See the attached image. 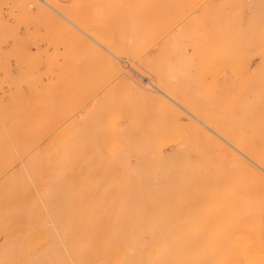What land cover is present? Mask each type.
<instances>
[{
	"label": "rangeland",
	"instance_id": "obj_1",
	"mask_svg": "<svg viewBox=\"0 0 264 264\" xmlns=\"http://www.w3.org/2000/svg\"><path fill=\"white\" fill-rule=\"evenodd\" d=\"M22 1H24V0H9V1L8 0H0V8H1L0 9V20H1L0 21V23H1L0 24V26H1L0 27V36L1 37L0 38L3 37L2 39H0V95H1L0 96V110H1L0 111V117H2L1 118L2 121L4 119L3 117H6V115H7V118H5L4 120L10 119V120L4 121V123L7 122V125H5V126L2 125V122H0L2 125V126L0 125V127H3V129L6 130V131L5 130L2 131L0 128V132L1 133H7V131H9L11 129L20 128L19 130H22L24 128L25 129L27 128L26 130L30 134V131H31L30 129L35 127L34 129H32L31 133L38 131L39 137L37 139L38 141H36V143H34L35 145L33 144V147L34 146L35 147L33 148L31 145V148L29 150L23 152V153H25L24 155L22 154V156H21V154H19L20 157H19V155H17V158L18 157L19 158L16 159L17 161L16 162L14 161V163H19L21 160H24V158L26 159L28 157L26 155L27 154L29 155L30 152L35 150V149H40V151H42L44 153L46 152L47 154H52V156H54V151H52L53 152L52 153L51 150L54 149L53 148L55 146L54 144H56V141H57L56 137H59L60 135H64L66 137L67 134L69 136L70 135L69 132L72 133L71 134L72 136L75 135L73 133L74 127H72L73 126L72 124H73V122L75 124V120L77 117H79V112H81V111L84 112L83 115H85V116H82V118H84L83 122L81 120L82 118H80L78 121L80 124H78V122H77V125L83 127L81 134H82V132L84 133V131L87 133L89 131V133L94 135V137H95V139H94L95 141L93 140L94 146L97 147V151L100 152L101 155L103 154L101 156V157H103L102 158L103 162L105 160H107V159H104L105 155H106L105 157L107 158L108 156H111V154H113V155L115 154L112 152L117 151V150L114 151V149L112 148L113 145H114L115 149L117 147L119 148V146L123 147V145H120V144L125 143V142L122 143V140L123 141H124V139L126 140V137L123 138V136H124L125 132H127L128 130H130V133L128 132L127 139L131 143L136 142L137 140L139 142H136V143H140L141 142L140 138L144 137V133H143V137H142V134L140 133V131L142 129H144V132L147 135H148V133H152V132H154L152 134L155 135L157 133L159 134L160 132H162L163 129L160 130V127H159L162 124H163L162 128L164 126L165 130H166L165 127L167 125H169V126H171L169 131H171V128L173 126L172 124H174V128H173L175 130L174 132H176V130H177L178 136L175 133L171 132L172 135L169 134L170 136H168V137L173 136L175 139L173 137H172V139H174V140H176L178 137L180 139L183 138V136H184V138L186 136L187 137L185 138L186 142H184V144L182 142L184 139L179 141V138L176 141H174L170 138L171 140L169 139V141H168V139H167L168 138L167 133L169 132L168 131L169 128H168L165 131L166 135L161 134V137L166 136L167 138H164V139H162L161 137L160 138L158 137V139L155 138L156 141H158L157 143L161 146V148H163L166 153H168V151L170 153L173 149H179V148H177V146L178 147H180V146L184 147V145H185L184 148L183 147H180V148L187 151L188 153L193 152V154H191V153L189 154V157H191V159H193L194 156H196L195 152L199 148L208 149V148L215 146L219 142H220L219 144H224L225 142L220 138L219 134L223 133V131L226 129L230 130V131H239L242 127V129L240 131H242V130L244 131V129L247 130L248 126L250 125L249 128L250 129H251V127L253 128V129H251V131L256 129V132H258L257 137L260 140V141L258 140L259 143L260 144L264 143V117H262V116H264V105H263L264 104V83H263L264 82V44H263L264 43V37H263L264 36V1L261 2L262 0H260V1H258V0H253V1L252 0L251 1L250 0H194V1L186 0L187 2L184 4V2H185L184 0H183L184 2L182 0L181 1L174 0L175 2L176 1L178 2V3L176 2L177 5H175L176 3L174 1H173L174 2L173 3L172 0H167L165 4H164L165 1H163V4L160 3L159 4L160 8L162 7L161 5H163V7H164V10L161 9V11L163 10V11H166V13H170L171 11L168 12L167 10H169V8L171 10H173L174 6H176V9L178 8L177 9L178 11L173 10L172 12H174V13H172V14L170 13L169 16H166L168 14L165 15V12L163 13L159 9L158 15L160 16L162 14V17L166 18V19L164 20L163 18H160L161 16L159 17L157 15L158 16V22L163 19V22L166 21V23L161 25L162 27L159 31H158V29H156L158 32L155 33L156 35L153 34L155 36H152V38L149 39V41H146V38L148 37V35H147V37H146V35H144V37L142 39L143 41L145 40V42H143L144 44L141 43L142 45H144V46H142L144 48L143 53H150L151 55L153 54L152 56H153L154 65L156 66V69H157V75H156L157 79L154 78V76H152V74L154 73L153 70L150 68L147 70V67L145 66L146 67L145 68L144 65L141 63V60H140L141 56H136V57L131 56V55H125L124 56L123 54H122L123 56H121V55L113 56L107 51L106 47L98 44L97 42H95V40L93 41V39L90 37L91 36V33H89V32H91L90 30L85 29V31H89V32H86L87 35H86V33L82 32L83 34L80 37L81 31H79L78 28H76L75 26H73L70 23H67V21L65 19L62 20L61 16H59L52 9H50V8L48 9L46 7V5H44V7H43L44 8L43 10H45V13L47 11L50 14H53L54 16L57 15L58 16V17L56 16L57 20L54 18L55 19V21H54L53 18L51 19V18H49L50 16L49 17L47 16L50 20L53 21L51 23L49 21V19L47 20V17L45 18V16H44L45 13L44 12L41 13L43 10H41V12H39V14H41V15L37 14L36 12H38V11H36V8H38L37 6L41 1H39V0L38 1L37 0H32V1L31 0H25L24 1L25 3H23ZM70 1L72 2V4H73V2L74 3L79 2L77 4L78 6L73 4V6L76 7V8L74 7L75 8L74 9L73 7H71L72 5L70 6L68 4V3H71ZM70 1L69 0H57V1L54 0V2L56 4L59 5V3H60L61 9L62 8L63 9L61 10L57 6H56V8H58V10L60 12L63 11L62 12L63 14L67 12V15H69V16L72 15V17L73 16L75 17V16H77L78 13H80L82 15L79 14L77 17L82 16L83 18L82 17H80V18L76 17V19H79V20L82 19V21L81 20L80 21L83 22L84 19L86 21L90 17L89 23L94 24V21L96 22V19H97V22L100 21V20H98L99 18L96 17L97 15L95 16V14L98 12L100 14V12H102V10H103V7L106 8L105 7L106 5L109 8L110 4L112 2H114L115 0H112L110 2H109V0H107L108 3L105 2V4H103L104 0H89V2L92 3L91 6H90L88 0H85V1L84 0H70ZM100 1L102 2V5H101ZM144 1L147 2L148 0H144ZM170 1L174 4L173 7L171 6L172 3H170ZM233 1L236 3H234ZM36 2H38V4ZM61 2H62V5H61ZM82 2L83 3L86 2L85 4H87L88 7H87V5L83 4ZM96 2L97 3L99 2L100 5L97 4ZM167 2H169V3H167ZM191 2H193V3H191ZM15 3L17 4V7H16ZM34 3L37 6L36 5L34 6L33 5ZM189 3H191V4H189ZM63 4H64V7H63ZM168 4H170V7L168 6ZM40 5L43 6L42 3H40ZM252 5H254V6H252ZM93 6L99 7L101 10L98 11L99 9L96 8V13H93V11L91 12V8H92V10L94 9ZM112 6L110 7L111 9L108 10L109 13L112 12V9H113ZM240 6L242 9L240 8ZM65 7H68V8H65ZM84 7H85V9H84ZM167 7H168V9H167ZM207 7H208V9H207ZM232 7L234 10L231 9ZM15 8L16 9L18 8V9L16 10ZM23 8H25V12H24ZM72 8H73V10L71 12L70 9H72ZM6 9H8V10L6 11ZM64 9H65V11H64ZM86 9H90L89 12H88V10L86 11ZM213 9H214L215 13L213 12ZM230 9H231V11H230ZM251 9H252V11H251ZM224 10H226V11H224ZM75 11H77V12L75 13ZM108 11L106 8V13ZM227 11H229V13L233 11L232 14L233 13H235V14H233L231 16V13L229 15V13ZM234 11H236V12H234ZM68 12H69V14H68ZM90 12L93 13L92 16H89ZM103 12H104L103 13L104 15H101L102 18L106 14L105 10ZM211 12H212V14H210ZM251 12L252 13L254 12V13L252 14ZM10 13H11V16H10ZM85 13H88V14H86V16H88L87 17L88 19L85 17ZM216 13H219V14L216 15ZM238 13L239 14L241 13V14L239 15ZM8 14H9V16H8ZM35 14H36V16H34ZM147 14L149 15L148 12H147ZM223 14H225V16ZM12 15L14 17L16 16L15 19ZM251 15H255V17L251 16ZM26 16H28V17H26ZM93 16L96 17V19L94 21L91 20L94 18ZM164 16H166V17H164ZM37 17L40 18L41 21H40V19L38 20ZM108 17H109V15H108ZM212 17H213V19H212ZM231 17H233V18H231ZM238 17H240V20L238 19ZM235 18H236V20L237 19L238 20L236 21ZM252 18L254 20H252ZM26 19H27L28 23L25 21ZM106 19H108V18L105 17V23L103 24L105 26L107 25ZM230 19L232 21V25H231V23L227 24L228 21L231 22ZM249 19H250L251 23H249L250 22ZM36 20H38V21H36ZM223 20H224V22H223ZM243 20H244V22H243ZM4 21H6L5 24H3ZM14 21H17V22H14ZM29 21H31V22H29ZM216 21H218V22H216ZM222 22L225 25H220V23H222ZM233 22H236V23L234 24ZM241 22H243V23L240 24ZM86 23L88 24V22H86ZM216 23H218V24L216 25ZM252 23L253 24L255 23V25L252 26ZM49 24L50 25L52 24V25L50 26ZM160 24H162V21L157 23V25H159V26H160ZM243 24L245 26V28H244L245 31H243V32L246 33V31L249 30L248 32H250L251 34L248 32L246 33V35L242 34L243 32H241L240 29L243 30V27H244ZM249 24H251V25L248 26ZM46 25H48V26L45 28L44 26H46ZM64 25H65V29L66 28H68V29H66L65 32L59 31V30L63 29L62 26H64ZM88 25H90V24H88ZM155 25H156V23H155ZM155 25L153 28H155L157 26V25L156 26ZM214 25H216V26H214ZM227 25H229V26H227ZM235 25L237 27L236 29L243 26V27L238 29L239 33L238 34L236 33V35H234L236 32ZM4 26H5V28H4ZM49 26L51 28H49ZM60 26H61V28L59 29ZM159 26L157 28H160ZM91 27H92V25H91ZM200 27H204V28H200ZM218 27H220V30ZM223 27H226L225 29L227 30L228 35H226L227 32L224 31L225 29H223ZM48 28L50 30V33H48L49 32ZM232 28H233V31H231ZM4 29H5L6 33L4 32ZM201 29H203L204 31ZM234 29H235V31H234ZM44 30H46L47 32H45ZM69 30H71V32H72V30L75 31L76 33L72 32V34L76 35V37L79 34L78 37L81 40L79 38H77V39L80 40V45H79V41L76 43V40H74V42L72 43L73 38H75V37L72 34H71V36H73V38H70L71 36L68 37L67 34H69V33L67 31H69ZM77 31H79V33ZM154 31H155V29H154ZM2 32H4V33H2ZM56 32H58V33H56ZM62 32L64 33L65 36L62 34ZM199 32H201V33H199ZM219 32H220L221 36L226 33L225 34L226 36L224 35L223 37H220ZM232 32H234V34ZM65 33H67V34H65ZM3 34H4V36H3ZM84 34H85V36H88L90 34V36L86 37V39H85V37H83ZM254 34H256V35H254ZM231 35H234L236 37H233ZM244 35H245V37L246 36L247 37L249 36V37L244 38ZM61 36H62L63 40H61ZM229 37L232 38L234 42ZM250 37H252V38H250ZM54 38H55V40H54ZM240 38H242V39L244 38L245 40L243 39V41H242ZM84 39L86 40V42L87 41L88 42L93 41L91 43L90 47L93 46V44L95 45V43H96L97 44L96 47L100 46L101 50H103V53L104 54L106 53L105 54L106 56H108V57L112 56L111 58H113V59L115 58L114 60L117 63V65L119 66L120 70L121 71L124 70L125 71L124 73H127V74H122L121 76L130 75V77H132V78H130L129 76H128V78L133 80V82L136 80L135 84H137L139 82L137 85L140 86V84H141L143 87L145 86L146 88L150 89L154 96L155 95L160 96L162 101L159 99L158 96H156L159 99L160 105L154 104L153 101L155 99H151L150 100V102L152 101L151 104L147 105L148 103H150L149 100H146V99L142 100V99H138L136 97L134 98V96L131 97V95H128L125 93V90H124V92H122L123 89L120 92V90H117V88L121 89L120 86L114 84L117 87L116 88L113 85V83L115 81H112V82L108 81V82H106L107 84L104 83L100 86V84H98V82H97L98 79L97 80L95 79L94 81H96V83H94V81L92 79L94 77H97V75H94V73H92V72H94V69L97 68L96 66H98V64H99V63H97V61H98L97 57L95 58L94 56L97 55L96 53L98 50L99 51H101V50H100V48L97 47L96 49H98V50H96V53H94L95 55L92 54V52H91L93 49L88 52V50H86V47H89V46H87V45H89V43L87 42L88 44L85 43L86 44L85 45L83 43ZM221 39H223V40H221ZM173 40H175V41L173 42ZM17 41H18V43H17ZM167 41H169V42H167ZM226 41L227 42L229 41V43L231 45H229V43L227 44ZM165 42H167V43H165ZM81 43H83V45H85L86 47L82 48ZM169 43H171L173 46L169 45ZM220 43H221V45H220ZM222 43L223 44L226 43L227 45L225 44L226 46H224V45H222ZM234 43H238V44L235 45ZM72 44H74V45H72ZM166 44H167V46H166ZM228 45L230 46L229 47L230 50H229V48H227ZM11 46H12V48H9ZM80 46L82 49L79 48ZM163 46L164 47L166 46L165 49ZM221 46H222V48H221ZM172 47L174 48V50ZM224 47H225V50H224ZM62 48L63 49L65 48V50H63ZM226 48H227V50H226ZM239 49H241V50H239ZM245 49H247L248 52ZM82 50H84L86 52L83 53ZM168 50H169V52H168ZM170 50H171V52H170ZM222 50L224 53L222 52ZM238 50L240 52V55H239V53H237ZM9 51H10V53H9ZM105 51H107V52H105ZM172 51L175 53L173 54ZM253 51H255V52H253ZM11 52H13V53L11 54ZM78 52H80V53H78ZM231 52L232 53L234 52L233 53L234 55ZM68 53H69V55L67 56ZM90 53H91V55H90L91 60L94 58V60L96 59L97 61H94V62L90 61V57H89ZM220 53H222L224 56H222ZM242 53H244V55ZM13 54H17L18 58L16 57V55H13ZM11 55H13V56H11ZM92 55H94V56L92 57ZM169 55L170 56L172 55V57H170ZM181 55H182V57H181ZM237 55L239 56V58L236 57ZM81 56H82V58H81ZM241 56H242V58H241ZM49 57H50V59H49ZM69 57L71 58V60L69 59ZM243 57H245V58H243ZM15 58H17V59H15ZM170 58H173V59L169 60ZM235 58L237 61L236 60L231 61V59H235ZM79 59H82L83 61L79 60ZM244 59L247 61H245ZM16 60H18V61H16ZM238 60L239 61L241 60V61L239 62ZM172 61H173V63H175V62L176 63L173 64ZM166 62H167V64H166ZM170 62H171V65H170ZM228 62H230V63H228ZM234 62H237V63L239 62L241 64H238V66H237V63L235 65ZM93 63H95V64H93ZM76 64L78 67L74 66ZM230 64L231 65L233 64V65L231 66ZM94 65H95V68L93 67ZM164 65H167V66H164ZM164 67H166V68H164ZM169 67H172V68L170 69ZM72 68H74V70ZM88 68L90 70L92 69L91 73H90V70H88ZM167 68H168V70H167ZM244 68H246V69L244 70ZM160 70H161V72H160ZM165 70H167V71H165ZM73 71H75V72H73ZM84 71H86V72H84ZM163 71H165L167 73H165ZM233 71H235V72H233ZM242 72H244V73H242ZM66 73H67V76H66ZM95 73H96V71H95ZM240 73H242V74H240ZM167 74H169V75L166 77ZM223 74H224V76H223ZM61 75H63V76L61 77ZM182 75H183V77H182ZM184 76H185V78H184ZM36 77H38L39 79ZM90 77H93V78L91 79ZM160 77H163V78H160ZM17 78H18V80H17ZM23 78H26V79H23ZM77 78H78V80H76ZM167 79H169V84H168ZM181 79H182V81H181ZM183 79H185V80H183ZM250 79H251V81H250L251 84L249 86H248L249 83L244 84V80L249 81ZM26 80H27V82H26ZM51 80H53V81H51ZM159 80L162 83L164 81L165 82L164 84H166V85L163 84L164 85L163 86L161 84L162 85L161 86ZM166 80H167V83H166ZM92 81H93L94 86H93V84H91ZM187 81H189L190 83L189 82L187 83ZM171 82L173 85L171 84ZM252 82H253V84H252ZM12 83H14V84H12ZM185 83L187 84V86ZM56 84H58V85H56ZM66 84H67V87H66ZM96 84H98L100 87H98ZM95 85L97 88L95 87ZM236 85H237V87H236ZM42 86H43V88H42ZM169 86L171 87V89ZM178 86L180 88H178ZM189 86H190V88H189ZM248 87H250V88H248ZM44 88H46V89H44ZM88 88H90V89H88ZM106 88L107 89L109 88V90L111 89V92L114 91V93L109 92L113 96L115 95V99H114V97L112 98V95L110 98V100L114 99V101H115L114 105H112V102H111V104L109 106V102H107L108 105L103 104L104 106L102 105L101 109L96 108L97 110L94 113L92 112V115H90L91 111L93 109H95L94 106H96L97 100L102 101V99L104 97L106 100V96H108V98H109L110 94L108 93ZM47 89H49V90H47ZM159 89H161L165 93H168L167 95H170V93L173 94L175 97H172V95H170V96L173 99H175V101L179 102L185 108H182L180 105L172 102L168 97H165V95ZM186 89H188L189 91ZM227 89L229 90V95H232L234 92H236V93H234V94H236V95H234L235 97L229 96ZM233 89H235V90H233ZM249 89H250V91L253 89L252 93L255 92L254 95L256 96L255 98L257 100L256 105H255V109L252 106H250V109H248L247 107H243V110H241L242 107L235 104L234 100H236L237 96H239V95H237L239 92L241 93L242 90L243 91L244 90L249 91ZM56 90H57V92H56ZM178 90H180V92ZM62 91L65 93H63ZM115 91H116V93H115ZM83 92H85V93H83ZM183 92H186V93H183ZM44 93H45V95H44ZM58 93H60V94H58ZM178 93H180V94L178 95ZM186 94H188V95H186ZM26 95H27V97H26ZM52 95L54 96V98L56 100L53 98ZM12 96H14V97H12ZM21 96H23L24 98ZM242 96H243V94H242ZM21 98H23V99H21ZM189 98L191 99L190 102H192V103L189 102ZM200 99L202 102L200 101ZM164 100H165V102H164ZM184 100L186 102L185 104L183 103ZM53 101H55V102H53ZM68 101L69 102L71 101V102L69 103ZM146 101H148V103ZM166 102H167V104L169 103L168 105L171 104V106H173L172 107L173 109L170 108V106H168V111H167V109L164 110L163 108L166 106V105H164V103H166ZM97 103H99V102H97ZM259 104H261V105H259ZM105 105H106V107L107 106L108 107L106 108ZM163 105H164V107H163ZM235 105L238 108H235L234 107ZM45 106H48L47 109ZM68 106L70 107V109L68 108ZM159 106H160V108H159ZM12 107H13V109H11ZM232 107L234 108V110ZM239 107H240V109H239ZM258 107L261 108L262 110L259 109ZM14 108H16V109H14ZM30 108L33 110V113H31V114L32 115L34 114V115L31 116L30 113H28L30 115L29 119H28L27 118L28 115H26V114L28 112V109H29V112L30 111L32 112V110ZM44 108H45V110H44ZM41 109L43 111H41ZM186 109L188 111H186ZM197 109H199V111ZM244 109H245V111H246V109L248 110V113H247V111H246V113L250 117H252L251 119L249 116L246 115V113L244 112ZM257 109H259V110H257ZM14 110H16V111H14ZM104 110L106 113L104 112ZM141 110H142V118L140 119ZM153 110H154V113H153ZM249 110L252 114L253 113L254 114L253 115L250 114ZM19 111H20V113H19ZM37 111L38 112L41 111L42 113L39 112L40 114H36ZM88 111H89V114L88 113L85 114ZM97 111H99V112L101 111L100 115H94L95 113L98 114ZM137 111H138V113L140 112L139 118L136 117V116H138L136 113ZM169 111H171V112H169ZM172 111H173V113H172ZM190 111H191V113L193 112V114H201L203 116H207V118L210 121L211 120H213L214 122L217 121L216 124L213 121H211L210 122V128H205L206 129L205 131L211 135L210 137L207 136V138L205 139L206 136L204 137V134L200 133L202 135V138H200L201 135L198 134L199 131L194 130L195 126L198 124H197V122H195L193 117H191ZM229 111H232V112L236 111V112H235V114H232V112L229 113ZM43 112H45L44 113L45 117L43 116ZM158 112H163V114L167 113L166 117L170 116L169 120L167 121V118L163 117V115L161 116L160 114H162V113L159 114ZM202 112H204V113H202ZM226 112L230 116L229 115L227 116ZM240 112H241V114L239 115ZM243 112L246 115L245 118H243L244 117ZM10 113H11V116H10ZM152 113L156 114V115L158 114L159 117L160 116L163 117L162 120H161V117L157 118L158 116H153ZM174 113H177V115H175ZM211 113H212V115H211ZM17 114H19V115H17ZM52 114H54V115H52ZM106 114L107 115L110 114L108 117L110 119L107 120L105 117L103 118V116H107ZM13 115L14 116L16 115L19 117L15 118L16 116L14 117ZM37 115L40 118L39 119L37 117L38 120L35 118ZM41 115L43 117H41ZM87 115H90V117H91L90 119L92 121H90L89 116L86 117ZM255 115L256 116L259 115L260 117L258 116L259 118H257ZM92 116H93V118H92ZM149 116H152L154 118H152V117L150 118ZM175 116H179V117L181 116L180 118L179 117L178 118L179 119L182 118V120H179ZM235 116H237L239 118L241 116V118L240 119L238 118L237 119L238 121H237ZM85 117L88 119H86ZM132 117H133V119H132ZM171 117H174V118H171ZM246 117H248V118H246ZM42 118H44V119H42ZM155 118H156L155 123H157V124L153 125L154 121H152V119L155 120ZM25 119L28 121L31 120L29 122L32 125H33V122L35 120V126L29 128V126H32V125H30L29 122L27 123V121ZM93 119H94V121H93ZM105 119H106V122L108 121L107 123L109 125H110V123L113 124V127L110 125L112 129H114V128L116 129V127L118 126L121 129L120 133L123 134L122 137L118 136L119 139H121L120 140L121 143L120 142L117 143V141L116 142L114 141L117 136H115L114 133H112L113 134L112 137L110 136L111 139H113V136H115V138L113 141H110L109 148L110 147L112 148V149H110V151L107 150L106 147H107V145H109V142H107V141H109L111 139H110V137L109 138L107 136L105 137V138H107V140H105V142H107V144H105V150H107L106 152L103 149L104 145L102 142L104 141V135L106 134L105 130H108L106 127H108L109 125L104 127V128L102 127L104 129L103 133L101 132L100 127L93 129L94 126H98V125L101 126L102 122L106 123V122H104ZM130 119H132V120H130ZM163 119L165 120L166 124L163 123L164 122ZM171 119H173V123L168 124V122H171ZM174 119H176V120L178 119V121L180 122V123L179 122L177 123V126L174 123L175 122ZM24 120H25L26 124H24ZM85 120H87V122ZM95 120L97 121L96 124H94ZM98 120H100V122ZM135 120H139V121L135 122ZM157 120H161L160 121L161 125L158 124L159 121H157ZM240 120H241V122H240ZM245 120H246V124H245ZM247 120L251 121V122H248ZM260 120H261V122H260ZM43 121H45V122H43ZM131 122H133L134 124H132ZM144 122H146V124ZM219 122H221V123L219 124ZM230 122L232 123L233 127L230 126L231 125ZM8 123H10V124H8ZM19 123H22L24 125V128L20 127L21 124H19ZM87 123H89V124H87ZM91 123L93 125H91ZM147 123L150 124V128H149V124L147 125ZM9 125L11 126V129H10ZM39 125H40V127H39ZM69 125L70 126L72 125V126L70 127ZM87 125H90L91 128H90V126L88 127ZM134 125L137 127V129L134 127ZM146 125H147V127H146ZM156 125H157V127H153ZM235 125L236 126L238 125L240 129L238 127H237L238 129L235 128L236 127ZM245 125H246V127H245ZM14 126H16V127L14 128ZM84 126H87V128ZM189 126H190V128H189ZM69 127L72 131L69 130ZM145 127L147 128L146 130H145ZM158 127H159V129H155L154 131H153V129H151V128H158ZM177 127H179V128H177ZM223 127H224V129H223ZM229 127H230V129H229ZM8 128H9V130H7ZM39 128H41V129H39ZM139 128H140V130H139ZM234 128H235V130H234ZM35 129H36V131H34ZM87 129H89V130L87 131ZM91 129L93 130V132ZM181 129L183 132L180 131ZM221 129H222V131H221ZM24 130H23V132H25ZM61 130H63V131L65 130L64 132H68V133H66V135H65V133L61 134L62 133ZM117 130L118 129H116V131ZM131 130H132V132H134L135 135L131 132ZM159 130H160V132H159ZM98 131L100 133H98ZM156 131H157V133H155ZM96 132H97L98 136L95 134ZM136 132H138V133H136ZM179 132H180V134H179ZM260 132L262 133V135ZM139 133L141 134V137H140V135L137 136V134H139ZM57 134H58V136H57ZM109 134L110 133L107 131L108 136H109ZM208 134H205V135H208ZM99 135L100 136L103 135V136H101L99 138ZM118 135H120V134H118ZM153 135L149 134L150 137L152 136L151 138H153ZM196 135H198V136H196ZM129 136L133 137V139H135V140L133 141L132 138H130ZM136 136L139 139L134 138ZM149 136H147L143 139L144 141L146 140L145 143H143V140L141 139L143 145H140L142 143L139 144L140 145L139 147L143 153L142 156H146V154L150 155V153H149L150 151H148L149 149L148 148L146 149L145 148L146 146L144 145L147 143H150L153 145V143H151V140H150L151 138ZM213 136L215 139H217V141H218L217 143H215V141L213 140L214 139ZM84 137H85V135L83 136V138ZM197 137H199V138L197 139ZM50 138L52 139V141H49V140H51ZM188 138L191 140H189ZM209 138L212 140L211 142H209ZM155 139L153 138L154 141H155ZM159 139L164 140V141L167 140L166 144H165V142L163 144H160ZM202 139H203V142L205 141L204 145H203L202 141H200ZM101 140H102V142H101ZM172 141H174V142H172ZM20 142L21 141H19L18 143H19V145L22 143L21 144V146H22L24 141H22L21 143ZM113 142H114V144H113ZM199 142H200V144H199ZM208 142H209V144H208ZM99 143H101V144H99ZM157 143H155V144H157ZM189 143H191L192 146ZM111 144H112V146H111ZM188 144H189V146H188ZM210 144L213 146H210ZM19 145H17V146H19ZM102 145H103V148L101 147ZM135 146H138V144H136ZM141 146H144V149H142ZM148 146H150V145L148 144ZM203 146H206V147H203ZM208 146H210V147H208ZM124 147H123V150H125V151H123V152L124 153L129 152V154L126 155L128 157V160L131 163H135V160H137L136 158L140 154V152H139V154H136V151L130 152L128 149H126ZM136 148L139 149L138 147H136ZM48 149H50V151H48ZM118 150H120V149H118ZM143 150H145V151H143ZM137 151H139V150H137ZM1 153H2V155L6 154L3 152H1ZM134 153L136 154V158H135ZM144 153H146V154H144ZM191 155H194V156H191ZM0 156H1V154H0ZM146 157H148V155ZM48 167H49V170H48V168H46V170L43 171L41 178H39L37 180L27 179V183L30 187L29 198L32 199V203L34 204L33 205L34 208L32 211L25 210L23 208V206H24L23 203L14 201V199L9 200V198L6 201L2 202L3 204H1L2 206H0V264H106V261H104V259L109 255V249H110V239H109L110 234L109 233H110L111 222H110V211H109V209L107 207L104 209L99 208V209L93 210V211H91V210L88 211L89 209L88 210L84 209L83 212H87V213L83 214L82 211L77 210V206L75 203L74 204L72 203L69 207L59 206V207H54L52 209L49 207V204H51V202L53 200L50 196L46 195L45 190L49 187V185H51L52 187L57 188L59 191H62L63 193L66 192V193H70V194H76V193H78L77 188L80 186L79 187V193L82 194V196L84 197V201H86L87 197L90 195H96L97 196V195L104 194L107 196L109 193V183H111L110 181L114 177L112 182H113V184L115 182L117 183L119 180L116 177L119 178V175L117 176V174H116L114 176L115 173L109 172V174L106 173L104 175L98 176V174L96 173L97 176L99 177V179H97V180L95 179L94 174H93V176H92V174H88L89 177L87 175V177L84 176V178H83L82 172L79 175H75L76 172L69 173V175L67 173H60V174L58 173L59 175L57 174L58 175L57 176V175H55V172H56L55 168L56 167L54 165H51ZM51 167H52V169H51ZM10 170H11V167L9 169H7V171L4 175H7L10 172ZM50 170H52V171H50ZM45 172L46 173L48 172L47 174H49V175L46 176L47 174H45ZM50 172H53V173H50ZM52 174L57 176V177L51 178V176H53ZM70 174H72V175H70ZM107 174L110 176H108ZM90 175L92 178H90ZM114 180H118V181H114ZM9 181H10L9 176H7L6 178L0 179V196L2 198H5V196L3 195L4 191H5L4 187L7 183H9ZM64 185H68L70 187L65 189L62 187ZM74 209H76V210H74ZM186 215H192V214H188V213L180 214V217L183 219H180L177 221V226L179 228H182V227L188 228L195 223V221L192 222L189 218H187ZM201 215L202 214H200V213H198V214L196 213L195 216H193V218H197V217L199 218L198 224H200V225H208V226L225 225L226 227H231V226H236V224L238 223L237 221H236V223L233 221L235 218V215L236 216L238 215L236 212H228L227 211L224 213L222 212L220 214L219 213L218 214H212L211 215L212 217H214V218L217 217L216 219H214L212 221H210L206 218H202ZM203 216H205V214ZM230 218H233V219H230ZM244 223L246 224V227L249 229L250 232L259 234L260 246L262 247V249H264V214H262L261 218H259L257 216V218H255L253 220H248ZM261 255H262V257L260 258V261L258 262V264H264V253Z\"/></svg>",
	"mask_w": 264,
	"mask_h": 264
},
{
	"label": "bare ground",
	"instance_id": "obj_2",
	"mask_svg": "<svg viewBox=\"0 0 264 264\" xmlns=\"http://www.w3.org/2000/svg\"><path fill=\"white\" fill-rule=\"evenodd\" d=\"M9 1V0H8ZM25 1V0H24ZM24 1H22L23 3H25ZM32 1V0H31ZM38 1V0H37ZM41 1L40 3L43 4L40 5V3L38 4V2H36L38 4V6L34 3L33 5L37 6L38 8H36V12L37 14H39V12H41V10H43L44 8V5H46V7L49 9H52L54 12H56L59 16H61L62 20H66L67 23H70L72 24L73 26H75L76 28L79 29V31H81V35L80 37L82 36L83 33H86V32H89V31H85L86 30H90L91 32V36L90 34L88 36H90L93 41L95 40V42H97L98 44L106 47L107 51L115 56V55H121V56H125V55H131V56H141L140 60H141V63L144 65V67L146 66L147 67V70L150 68L153 70V74L152 76H154V78H156V75H157V69H156V66L154 65V61H153V54L151 55L150 53H143V47L144 45H142L141 43L145 42V40L143 41V37L144 35H148V37L146 38V41H149V39L152 38V36H155L156 32H158L160 29H161V25L165 24L166 21L163 22V19L165 20L166 18H163L162 17V14L159 16L158 15V12H159V9L161 11V9L164 10V7L163 5H161L162 7L160 8L159 4H163V1L164 4L166 3L167 0H148L147 2H145L144 0H115L114 2H112L111 5L108 6L106 5L105 7L107 8V11L109 9H111L110 7L112 6V12L109 13V11L106 13V8H104L103 6V10L102 12H99L96 13V8H98L100 11L101 9L99 7H94V9L92 10L91 8V12L93 11V13H96L95 16L98 17L100 21L97 22V19L95 16H93L94 18L91 19L92 21H94L96 19V22L94 21V24H91L89 23L90 22V17L89 19L87 18L88 16H86V14L88 13H85V17L88 19L85 21V19L82 21V19H76V17L80 14L78 13L77 16H73L72 15H67V12L66 13H62L58 10L61 9V6H60V3L59 5L56 4L54 2V0H39ZM57 1V0H56ZM70 1V0H69ZM85 1V0H84ZM112 1V0H109V2ZM174 0H172L173 2ZM177 1H181V0H177ZM176 1V2H177ZM183 1V0H182ZM185 1V2H184ZM184 4L187 2L186 0H184ZM191 1H194V0H191ZM251 1V0H250ZM253 1V0H252ZM260 1V0H258ZM264 0H262L261 2H263ZM18 2V1H17ZM71 2V1H70ZM77 2V1H76ZM81 2V1H80ZM87 2V1H86ZM86 2H82L83 4H85ZM89 2V0H88ZM93 2V1H92ZM101 2V1H100ZM105 4L108 3L107 0H104L103 1ZM170 1V3H172ZM175 2V1H174ZM173 2V3H174ZM175 2V3H176ZM234 2V1H233ZM257 2V1H256ZM79 2L77 3H74L76 6H78ZM97 3V2H96ZM169 3V2H167ZM172 3V7H173V4ZM178 3V2H177ZM177 3L175 5H177ZM180 3V2H179ZM193 3V2H191ZM189 3V4H191ZM232 3V2H231ZM236 3V2H234ZM16 4V3H15ZM20 4V3H19ZM71 7H75L73 6L72 2L71 3H68ZM67 4V5H68ZM90 6L92 5V3H90ZM97 4L100 5V3L98 2ZM188 4V3H187ZM186 4V5H187ZM228 4V3H227ZM230 4V3H229ZM233 4V3H232ZM242 4V3H241ZM255 4V3H254ZM262 4V3H261ZM61 5H62V2H61ZM87 5V4H85ZM101 5H102V2H101ZM167 5V4H166ZM231 5V4H230ZM236 5V4H235ZM234 5V6H235ZM257 5V4H256ZM263 5V4H262ZM56 6L58 8H56ZM66 6V5H65ZM168 6L170 7V4H168ZM188 6V5H187ZM254 6V5H252ZM16 7H17V4H16ZM22 7V6H21ZM63 7H64V4H63ZM88 7V5H87ZM171 7V8H172ZM46 8V9H47ZM65 8H68V7H65ZM72 9L71 12H72ZM76 8V7H75ZM74 8V9H75ZM166 8V7H165ZM180 8V7H179ZM241 8V6H240ZM1 9V8H0ZM16 9V8H15ZM18 9V8H17ZM16 9V10H17ZM24 9V12H25V8ZM38 9V10H37ZM47 9V10H48ZM63 9V8H62ZM61 9V10H62ZM83 9V8H82ZM85 9V7H84ZM168 9V7H167ZM178 9V8H177ZM176 9V6H174V11L177 10ZM208 9V7H207ZM215 9V8H214ZM214 9H213V12H214ZM232 10L233 7L231 8ZM230 9V11H231ZM238 9V8H237ZM242 9V8H241ZM8 9H6L7 11ZM13 10V9H12ZM11 10V11H12ZM22 10V9H21ZM27 10V9H26ZM40 10V11H39ZM68 10V9H67ZM90 9H86V11ZM105 10V16L102 18L101 15H104L103 11ZM161 11V12H165V15L166 16H169V14L171 13H174L172 12L173 10H171L169 8V10H167L168 12L171 11L170 13H166V11ZM166 10V9H165ZM212 10V9H211ZM221 10V9H220ZM229 10V9H228ZM51 11V10H50ZM65 11V9H64ZM69 11V10H68ZM82 11V10H81ZM85 11V10H84ZM146 11V12H145ZM178 11V10H177ZM226 11V10H224ZM252 11V9H251ZM16 12V11H15ZM34 12V11H33ZM45 13V10H43L41 13ZM74 12V11H73ZM77 11H75L76 13ZM90 12V13H91ZM147 12L149 13V15L147 14ZM209 12V11H208ZM223 12V11H222ZM229 13V11H227ZM226 12V13H227ZM233 12V11H232ZM231 13V16L235 13L232 14ZM236 12V11H234ZM239 12V11H238ZM12 13V12H11ZM11 13H10V16H11ZM18 13V12H17ZM49 12L46 11V13L44 14L45 18L48 16H50L49 18H53V20L55 21V19L57 20L56 16H54L53 14H48ZM53 13V12H52ZM89 13V16H92L93 13L90 14ZM112 13V14H111ZM215 13V12H214ZM213 13V14H214ZM227 13V14H228ZM229 13V15H230ZM252 13V12H251ZM254 13V12H253ZM252 13V14H253ZM47 14V15H46ZM55 14V13H54ZM69 14V12H68ZM71 14V13H70ZM74 14V13H73ZM99 14V15H98ZM212 14V12L210 13ZM219 14V13H216V15ZM239 14V13H238ZM241 14V13H240ZM239 14V15H240ZM29 15V14H28ZM41 15V14H39ZM82 15V14H80ZM109 15V17H108ZM148 15V16H147ZM160 18H163L161 21H162V24L157 25V23L161 22L159 21L158 22V16ZM164 15V14H163ZM225 16V14H223ZM222 15V16H223ZM9 16V14H8ZM13 16V15H12ZM23 16V15H22ZM36 16V14L34 15ZM52 16V17H51ZM164 16V17H166ZM236 16V15H235ZM251 16H254L255 15H251ZM14 17V16H13ZM16 17V16H15ZM14 17V19H15ZM28 17V16H26ZM47 17V20L49 19ZM58 17V16H57ZM82 17V16H80ZM80 17H77V18H80ZM105 17L108 18L106 19L107 22H106V26L103 25L105 23ZM219 17V16H218ZM38 18V17H37ZM55 18V19H54ZM83 18V17H82ZM102 20H101V19ZM168 18V17H167ZM225 18V17H224ZM233 18V17H231ZM29 19V18H28ZM40 18H38L39 20ZM44 19V18H43ZM213 19V17H212ZM227 19V18H226ZM238 19L240 20V17H238ZM237 19V20H238ZM30 20V19H29ZM36 20V21H38ZM46 20V21H47ZM104 20V21H103ZM229 20V19H228ZM234 20V19H233ZM236 20V18H235ZM236 20V21H237ZM242 20V19H241ZM252 20H254L252 18ZM1 21V20H0ZM27 22V19L25 20ZM33 21V20H32ZM35 21V20H34ZM41 21V19H40ZM49 21L52 23L53 21L49 19ZM48 21V22H49ZM65 21V22H66ZM85 21V22H84ZM220 21V20H219ZM226 21V20H225ZM231 21V19H230ZM248 21V20H247ZM246 21V22H247ZM250 21V19H249ZM6 21H4L3 24H5ZM14 22H17V21H14ZM19 22V21H18ZM31 22V21H29ZM63 22V21H62ZM86 22H88V25ZM218 22V21H216ZM224 22V20H223ZM220 23V25H225ZM244 22V20H243ZM243 22H241L240 24H242ZM245 22V23H246ZM8 23V22H7ZM28 23V22H27ZM47 23V22H46ZM55 23V22H54ZM61 23V22H60ZM156 23V25H155ZM232 25V21L231 22H227V24H230ZM234 24L236 22H233ZM251 23V21L249 22ZM1 24V23H0ZM2 24V25H3ZM48 24V23H47ZM69 24V25H70ZM218 23H216L217 25ZM239 24V25H240ZM7 25V24H6ZM17 25V24H16ZM32 25V24H31ZM37 25V24H36ZM50 25V24H49ZM52 25V24H51ZM50 25V26H51ZM71 25V26H72ZM82 25V26H81ZM92 25V27H91ZM154 25L156 26L155 28ZM214 25V26H216ZM219 25V26H220ZM238 25V26H239ZM246 25V24H245ZM251 24H249L248 26H250ZM255 25V23L253 24L252 23V26ZM27 26V25H26ZM48 25L44 26L45 28L47 27ZM49 26V28H51ZM56 26V25H55ZM160 27V28H157V27ZM229 26V25H227ZM244 26V24H243ZM241 26V27H243ZM1 27V26H0ZM16 27V26H15ZM53 27V26H52ZM67 27V26H66ZM84 27V28H83ZM231 27V26H230ZM234 27V26H233ZM239 27V28H241ZM5 28V26H4ZM28 28V27H27ZM32 28V27H31ZM48 28V33H50V30ZM61 28V26L59 27V29ZM63 29L59 30V31H66V28L65 29V25L62 26ZM198 28V27H197ZM200 28H204V27H200ZM211 28V27H210ZM219 30H220V27H218ZM226 27H223V29H225ZM236 25H235V29H236ZM238 28V29H239ZM245 26L243 27V30L240 29L241 32L245 31ZM15 29V28H14ZM65 29V30H64ZM155 29V31H154ZM158 29V31L156 30ZM216 29V28H215ZM228 29V28H227ZM234 29V31H235ZM236 29V32L234 34V32H232L234 35H236V33L238 34L239 33V30ZM11 30V29H10ZM26 30V29H25ZM24 30V31H25ZM28 30V29H27ZM57 30V29H56ZM197 30V29H196ZM203 30V29H201ZM209 30V29H208ZM256 30V29H255ZM13 31V30H12ZM16 31V30H15ZM45 32H47L46 30H44ZM79 31H77L79 33ZM154 31V32H153ZM198 31V30H197ZM204 31V30H203ZM211 31V30H210ZM224 31L227 32V30L225 29ZM233 31V28L232 30ZM249 31V30H248ZM246 31V33L248 32ZM4 32H5V29H4ZM2 32V33H4ZM9 32V31H8ZM7 32V33H8ZM43 32V31H42ZM55 32V31H54ZM69 34L65 33L68 35V37L71 36L72 32L74 33L75 31L72 30H69L67 31ZM83 32V33H82ZM230 32V31H229ZM253 32V31H252ZM257 32V31H256ZM255 32V33H256ZM6 33V32H5ZM13 33V32H12ZM16 33V32H15ZM31 33V32H30ZM58 33V32H56ZM76 33V32H75ZM201 33V32H199ZM211 33V32H210ZM213 33V32H212ZM217 33V32H216ZM246 33H242V34H245ZM250 33V32H248ZM10 34V33H9ZM29 34V33H28ZM34 34V33H33ZM60 34V33H59ZM62 34L64 35V33L62 32ZM150 34V35H149ZM152 34V35H151ZM155 34V35H153ZM220 34V32H219ZM226 34V33H225ZM224 34V35H225ZM230 34V33H229ZM241 34V33H240ZM251 34V33H250ZM15 35V34H14ZM17 35V34H16ZM58 35V34H57ZM75 38H73V36H71L70 38H73V41L72 43L74 42V40H76V43L79 41V45H80V38L78 36L76 37V35L72 34ZM87 35V33H86ZM224 35L221 36L220 34V37H223ZM228 35V32L227 34ZM225 35V36H226ZM234 35H231L233 37H236ZM244 35V38H246ZM256 35V34H254ZM4 36V34H3ZM65 36V35H64ZM88 36H85V34L83 35V37H88ZM198 36V35H197ZM263 36V35H262ZM1 37V36H0ZM50 37V36H49ZM189 37V36H188ZM187 37V38H188ZM200 37V36H199ZM240 37V36H239ZM249 37V36H248ZM247 37V38H248ZM264 37V36H263ZM3 38V37H2ZM0 38V39H2ZM46 38V37H45ZM65 38V37H64ZM79 38V39H77ZM174 38V37H173ZM190 38V37H189ZM219 38V37H218ZM230 38V37H229ZM238 38V37H237ZM243 38V39H244ZM252 38V37H250ZM257 38V37H256ZM69 39V38H68ZM84 39L83 43L85 44H88L87 46L89 47H86L85 45H83V43H81L82 45V48H85L86 47V50L91 51L92 49V54L96 53V43L95 45L93 44V46L90 47L91 43L93 42H86V40ZM148 39V40H147ZM208 39V38H207ZM232 39V38H230ZM229 39V40H230ZM236 39V38H235ZM234 39V40H235ZM242 41L243 39L240 38ZM55 40V38H54ZM61 40L62 39V36H61ZM72 40V39H71ZM90 40V39H89ZM168 40V39H167ZM171 40V39H170ZM223 40V39H221ZM225 40V39H224ZM227 40V39H226ZM245 40V39H244ZM255 40V39H254ZM91 41V40H90ZM175 40H173L174 42ZM201 41V40H200ZM233 41V39H232ZM3 42V41H2ZM59 42V41H58ZM82 42V41H81ZM169 42V41H167ZM165 42V43H167ZM171 42V41H170ZM227 42V41H226ZM234 42V41H233ZM236 42V41H235ZM16 43V42H15ZM18 43V41H17ZM45 43V42H44ZM71 43V42H70ZM172 43V42H171ZM171 43H169V45H172ZM201 43V42H200ZM229 43V41L227 42V44ZM242 43V42H241ZM247 43V42H246ZM249 43V42H248ZM75 44V43H74ZM72 44V45H74ZM144 44V43H143ZM226 44V43H225ZM225 44L222 43V45L226 46ZM235 45L238 44V43H234ZM264 44V43H263ZM62 45V44H61ZM78 45V44H77ZM78 45V46H79ZM146 45V44H145ZM175 45V44H174ZM192 45V44H191ZM221 45V43H220ZM229 45H231L229 43ZM228 45L227 48H229L230 46ZM241 45V44H240ZM243 45V44H242ZM16 46V45H15ZM19 46V45H18ZM69 46V45H68ZM81 46L79 48H81ZM95 46V47H94ZM167 46V44H166ZM165 46V47H166ZM173 46V45H172ZM194 46V45H193ZM44 47V46H43ZM164 47V46H163ZM164 47V49H165ZM177 47V46H176ZM234 47V46H233ZM240 47V46H239ZM238 47V48H239ZM246 47V46H245ZM9 48H12L9 47ZM17 48V47H16ZM81 48V49H82ZM100 48V46L98 47ZM173 48V47H172ZM222 48V46H221ZM226 48V50H227ZM63 49V48H62ZM69 49V48H68ZM77 49V48H76ZM95 49V50H94ZM104 49V48H103ZM170 49V48H169ZM197 49V48H196ZM199 49V48H198ZM234 49V48H233ZM11 50V49H10ZM56 50V49H55ZM65 50V48L63 49ZM101 50V48H100ZM158 50V49H157ZM174 50V48H173ZM224 50H225V47H224ZM230 50V48H229ZM241 50V49H239ZM239 50L237 51V53H239L240 55V52ZM247 51V49H245ZM244 50V51H245ZM249 50V49H248ZM262 50V49H261ZM18 51V50H17ZM60 51V50H59ZM105 51V52H107ZM160 51V50H159ZM58 52V51H57ZM81 52V51H80ZM78 52V53H80ZM82 52H86L84 50H82ZM169 52V50H168ZM171 52V50H170ZM173 52V51H172ZM223 52V50H222ZM229 52V51H228ZM248 52V51H247ZM255 52V51H253ZM10 53V51H9ZM13 52H11L12 54ZM37 53V52H36ZM59 53V52H58ZM82 53V54H83ZM108 53V54H109ZM162 53V52H161ZM175 52H173L174 54ZM224 53V52H223ZM232 53V52H231ZM234 53V52H233ZM232 53V54H233ZM251 53V52H250ZM52 54V53H51ZM57 54V53H56ZM72 54V53H71ZM97 55H92V57L94 56L95 58L97 57V60L94 58L91 60V53L89 54V57H90V61H97L98 66H96L97 68H95V65L93 66L95 69H94V75H97V77H90L93 81L96 79H98V84H100V86L106 82H112V81H115L113 83V85H118L120 86L121 89L117 88L115 85V87L117 88V90H120V92H124L125 90V93L128 94V95H131V97L134 96V98H138V99H146V100H150L151 99H155L153 102L155 105H160V102H159V99L161 100L160 96L158 95H153L152 94V91L148 88H146L145 86L143 87L141 84L140 86L135 84L136 83V80L133 82V80H131L130 78V75H128L130 78H128L127 75H123L121 76L122 74H127V73H124L125 71L124 70H120L119 66L117 65V63L115 62V58H111V57H108L106 56L104 53H103V50L101 51H97L96 53ZM123 54V55H122ZM158 54V53H157ZM168 54V53H167ZM166 54V55H167ZM222 56H224L222 53H220ZM244 55V53H242ZM13 55H16L17 57V54H13ZM11 55V56H13ZM40 55V54H39ZM42 55V54H41ZM69 55V53L67 54V56ZM86 55V54H85ZM179 55V54H178ZM177 55V56H178ZM226 55V54H225ZM229 55V54H228ZM234 55V54H233ZM232 55V56H233ZM2 56V55H1ZM116 56V57H117ZM170 56V55H169ZM175 56V55H174ZM176 56V57H177ZM231 56V55H230ZM52 57V56H51ZM172 57V55L170 56ZM182 57V55H181ZM237 58H239V56L237 55L236 56ZM14 58V57H13ZM18 58V57H17ZM15 58V59H17ZM68 58V57H67ZM66 58V59H67ZM82 58V56H81ZM242 58V56H241ZM245 58V57H243ZM50 59V57H49ZM69 59L71 60V58L69 57ZM162 59V58H161ZM173 58H170L169 60H171ZM175 59V58H174ZM230 59V58H229ZM79 60H82V59H79ZM78 60V61H79ZM232 60H236L235 59H231ZM245 60V59H244ZM18 61V60H16ZM20 61V60H19ZM77 61V62H78ZM83 61V60H82ZM237 61V60H236ZM239 61V60H238ZM241 61V60H240ZM239 61V62H240ZM247 61V60H245ZM49 62V61H48ZM61 62V61H60ZM68 62V61H67ZM237 63V62H234L235 65L237 63V66L238 64H241V63ZM17 63V62H16ZM80 63V62H79ZM96 63V62H95ZM93 63V64H95ZM165 63V62H164ZM173 63V61H172ZM176 63V62H175ZM173 63V64H175ZM186 63V62H185ZM230 63V62H228ZM232 63V62H231ZM246 63V62H245ZM244 63V64H245ZM5 64V63H4ZM48 64V63H47ZM92 64V63H91ZM163 64V63H162ZM167 64V62H166ZM243 64V63H242ZM49 65V64H48ZM70 65V64H69ZM79 65V64H78ZM159 65V64H158ZM161 65V64H160ZM170 65H171V62H170ZM231 65V64H230ZM233 65V64H232ZM231 65V66H232ZM74 66H77L74 65ZM89 66V65H88ZM164 66H167V65H164ZM66 67V66H65ZM78 67V66H77ZM145 67V68H146ZM240 67V66H239ZM91 68V67H90ZM166 68V67H164ZM170 69L172 67H169ZM227 68V67H226ZM234 68V67H233ZM238 68V67H237ZM8 69V68H7ZM46 69V68H45ZM74 70V68H72ZM159 69V68H158ZM161 69V68H160ZM174 69V68H173ZM172 69V70H173ZM246 68H244L245 70ZM27 70V69H26ZM29 70V69H28ZM60 70V69H59ZM78 70V69H77ZM88 70H90L88 68ZM87 70V71H88ZM92 70V69H91ZM91 70H90V73H91ZM162 70V69H161ZM160 70V72H161ZM164 70V69H163ZM168 70V68H167ZM165 70V71H167ZM216 70V69H215ZM233 70V69H232ZM231 70V71H232ZM236 70V69H235ZM243 70V69H242ZM243 70V71H244ZM250 70V69H249ZM48 71V70H47ZM76 71V70H75ZM73 71V72H75ZM96 71V73H95ZM163 71V72H165ZM7 72V71H6ZM43 72V71H42ZM52 72V71H51ZM54 72V71H53ZM58 72V71H57ZM69 72V71H68ZM67 72V73H68ZM77 72V71H76ZM86 72V71H84ZM159 72V73H160ZM183 72V71H182ZM235 72V71H233ZM10 73V72H9ZM47 73V72H46ZM67 73H66V76H67ZM167 73V72H165ZM179 73V72H178ZM244 73V72H242ZM240 73V74H242ZM246 73V72H245ZM65 74V73H64ZM63 74V75H64ZM77 74V73H76ZM85 74V73H84ZM140 74V73H139ZM163 74V73H162ZM181 74V73H180ZM184 74V73H183ZM11 75V74H10ZM61 75V77L63 76ZM92 75V74H91ZM165 75V74H164ZM169 74L166 75V77L168 76ZM210 75V74H209ZM249 75V74H248ZM260 75V74H259ZM5 76V75H4ZM20 76V75H19ZM30 76V75H29ZM81 76V75H80ZM86 76V75H85ZM93 76V75H92ZM160 76V75H159ZM224 76V74H223ZM238 76V75H237ZM258 76V75H257ZM7 77V76H6ZM87 77V76H86ZM89 77V76H88ZM170 77V76H169ZM172 77V76H171ZM183 77V75H182ZM246 77V76H245ZM38 78V77H36ZM153 78V79H154ZM160 78H163V77H160ZM185 78V76H184ZM227 78V77H226ZM243 78V77H242ZM23 79H26V78H23ZM39 79V78H38ZM61 79V78H60ZM89 79V78H88ZM87 79V80H88ZM157 79V78H156ZM199 79V78H198ZM224 79V78H223ZM249 79V78H248ZM263 79V78H262ZM18 80V78H17ZM68 80V79H67ZM78 80V78L76 79ZM162 80V79H161ZM164 80V79H163ZM168 80V84H169V79ZM167 80H166V83H167ZM185 80V79H183ZM210 80V79H209ZM239 80V79H238ZM243 80V79H242ZM53 81V80H51ZM75 81V80H74ZM89 81V80H88ZM91 81V80H90ZM93 81L91 84H93ZM182 81V79H181ZM251 79L249 81L247 80H244V84L246 83H249L248 86L251 84ZM27 82V80H26ZM37 82V81H36ZM57 82V81H56ZM59 82V81H58ZM66 82V81H65ZM78 82V81H77ZM76 82V83H77ZM160 82V85L164 84L165 82L163 81V83L159 80ZM189 81H187L188 83ZM209 82V81H208ZM81 83V82H80ZM94 83H96V81H94ZM177 83V82H176ZM190 83V82H189ZM193 83V82H192ZM234 83V82H233ZM264 83V82H263ZM14 84V83H12ZM43 84V83H42ZM51 84V83H50ZM68 84V83H67ZM67 84H66V87H67ZM98 84H96L98 87H100ZM107 84V83H106ZM167 84V85H168ZM172 84V82H171ZM170 84V85H171ZM186 84V83H185ZM213 84V83H212ZM211 84V85H212ZM253 84V82H252ZM48 85V84H47ZM58 85V84H56ZM83 85V84H82ZM95 85V87H96ZM161 85V86H162ZM166 85V84H164ZM163 85V86H164ZM173 85V84H172ZM183 85V84H182ZM14 86V85H13ZM88 86V85H87ZM94 86V84H93ZM113 86V87H114ZM160 86V87H161ZM176 86V85H175ZM187 86V84H186ZM197 86V85H196ZM210 86V85H209ZM90 87V86H89ZM112 87V86H111ZM114 87V88H115ZM143 87V88H142ZM170 87V86H169ZM182 87V86H181ZM214 87V86H213ZM234 87V86H233ZM237 87V85H236ZM245 87V86H244ZM251 87V86H250ZM248 87V88H250ZM43 88V86H42ZM97 88V87H96ZM110 88V87H109ZM109 88L107 89L108 93L111 92V89L109 90ZM159 88V87H158ZM163 88V87H162ZM167 88V87H166ZM165 88V89H166ZM178 88H180L178 86ZM188 88V87H187ZM190 88V86H189ZM227 88V87H226ZM247 88V89H248ZM46 89V88H44ZM90 89V88H88ZM113 89V88H112ZM168 89V88H167ZM171 89V87H170ZM169 89V90H170ZM175 89V88H174ZM173 89V90H174ZM182 89V88H181ZM194 89V88H193ZM201 89V88H200ZM229 89V88H228ZM227 89L228 91V95H229V90ZM237 89V88H236ZM239 89V88H238ZM28 90V89H27ZM49 90V89H47ZM64 90V89H63ZM69 90V89H68ZM86 90V89H85ZM93 90V89H92ZM100 90V89H99ZM116 90V89H115ZM160 91H162L161 89H159ZM172 90V91H173ZM184 90V89H183ZM188 90V89H186ZM235 90V89H233ZM232 90V91H233ZM246 90V89H245ZM243 91L242 90V94L239 92L237 95V99L234 100L235 101V104H237L238 106H241V110H243V107H247L248 109H250V106H252L254 109H255V105H256V96L254 95V93H252V90L250 91ZM74 91V90H73ZM78 91V90H77ZM180 92V90H178ZM189 91V90H188ZM196 91V90H195ZM258 91V90H257ZM22 92V91H21ZM28 92V91H27ZM53 92V91H52ZM57 92V90H56ZM63 92V91H62ZM118 92V91H117ZM119 92V93H120ZM176 92V91H175ZM206 92V91H205ZM231 92V91H230ZM65 93V92H63ZM85 93V92H83ZM111 93H114L111 92ZM116 93V91H115ZM162 93L165 95V97H168L172 102L180 105L182 108H185L184 106H182L179 102L175 101V99H173L172 97H175L173 94L170 93V95H172V97L170 95H167L168 93H165L164 91H162ZM177 93V92H176ZM183 93H186V92H183ZM191 93V92H190ZM236 93V92H234ZM232 94V95H229V96H234L236 94ZM9 94V93H8ZM48 94V93H47ZM60 94V93H58ZM57 94V95H58ZM110 94V93H109ZM124 94V93H123ZM180 93H178L179 95ZM11 95V94H10ZM23 95V94H22ZM45 95V93H44ZM70 95V94H69ZM83 95V94H82ZM101 95V94H100ZM99 95V96H100ZM105 95V94H104ZM111 95H109V98L108 96H106V100H105V97L102 99V101H99L97 100V103L96 101V106H94L95 109H93L91 111V114L92 115V112L94 113L98 108L101 109V106L103 104H106L108 105L107 102H109V106L112 102V105H114L115 101V95L113 96L112 95V98L114 97V99H111ZM185 95V94H184ZM188 95V94H186ZM209 95V94H208ZM1 96V95H0ZM24 96V95H23ZM21 96V97H23ZM49 96V95H48ZM53 96V95H52ZM62 96V95H61ZM158 96L159 99L156 97ZM14 97V96H12ZM16 97V96H15ZM27 97V95H26ZM51 97V96H50ZM57 97V96H56ZM185 97V96H184ZM188 97V96H187ZM191 97V96H190ZM227 97V96H226ZM235 97V96H234ZM259 97V96H258ZM24 98V97H23ZM21 98V99H23ZM52 98V97H51ZM50 98V99H51ZM54 98V96H53ZM64 98V97H63ZM186 98V97H185ZM184 98V99H185ZM200 98V97H199ZM229 98V97H228ZM5 99V98H4ZM14 99V98H13ZM46 99V98H45ZM55 99V98H54ZM98 99V98H97ZM187 99V98H186ZM202 99V98H201ZM200 99V101H201ZM224 99V98H223ZM10 100V99H9ZM25 100V99H24ZM23 100V101H24ZM52 100V99H51ZM56 100V99H55ZM63 100V99H62ZM66 100V99H65ZM70 100V99H69ZM104 100V101H103ZM114 102H113V101ZM190 98H189V102H190ZM15 101V100H14ZM17 101V100H16ZM21 101V100H20ZM50 101V100H49ZM60 101V100H59ZM75 101V100H74ZM73 101V102H74ZM162 101V100H161ZM199 101V100H198ZM11 102V101H10ZM48 102V101H47ZM51 102V101H50ZM55 102V101H53ZM67 102V101H66ZM69 102V101H68ZM71 102V101H70ZM69 102V103H70ZM148 103V101H146ZM152 102V101H151ZM148 103L147 105L151 104ZM165 102V100H164ZM202 102V101H201ZM184 104L186 103L185 100L183 102ZM192 103V102H190ZM225 103V102H224ZM263 103V102H262ZM26 104V103H25ZM44 104V103H43ZM49 104V103H48ZM62 104V103H61ZM67 104V103H66ZM131 104V103H130ZM169 104V103H168ZM167 102L164 103V105H166L164 107L163 105V109L168 111V106H170V108H172L173 106L168 105ZM189 104V103H188ZM14 105V104H13ZM22 105V104H21ZM52 105V104H51ZM105 105V107H106ZM174 105V104H173ZM177 105V106H178ZM261 105V104H259ZM264 105V104H263ZM2 106V105H1ZM9 106V105H8ZM104 106V105H103ZM130 106V105H129ZM189 106V105H188ZM187 106V107H188ZM202 106V105H201ZM249 106V107H248ZM18 107V106H17ZM16 107V108H17ZM46 109L48 106H45ZM93 107V106H92ZM108 107V106H107ZM106 107V108H107ZM114 107V106H113ZM196 107V106H195ZM194 107V108H195ZM235 108H238L236 107V105L234 106ZM14 108V109H16ZM40 108V107H39ZM38 108V109H39ZM62 108V107H61ZM68 108L70 109V107L68 106ZM97 108V109H96ZM132 108V107H131ZM149 108V107H148ZM160 108V106H159ZM176 108V107H175ZM199 108V107H198ZM233 108V107H232ZM252 108V109H253ZM259 108V107H258ZM13 109V107L11 108ZM19 109V108H18ZM31 109V108H30ZM57 109V108H56ZM73 109V108H72ZM104 109V108H103ZM109 109V108H108ZM173 109V108H172ZM171 109V110H172ZM192 109V108H191ZM196 109V108H195ZM194 109V110H195ZM224 109V108H223ZM228 109V108H227ZM240 109V107H239ZM261 109V108H259ZM257 109V110H259ZM24 110V109H23ZM32 110V109H31ZM40 110V109H39ZM45 110V108H44ZM85 110V109H84ZM144 110V109H143ZM199 111V109H197ZM234 110V108H233ZM238 110V109H237ZM236 110V111H237ZM262 110V109H261ZM1 111V110H0ZM16 111V110H14ZM13 111V112H14ZM41 111H43L41 109ZM39 111V112H41ZM175 111V110H174ZM186 111H188L186 109ZM235 111V112H236ZM247 113H248V110L246 109ZM245 109H244V112L246 113ZM38 111L36 114H40ZM46 112V111H45ZM43 112V116H44V113ZM58 112V111H57ZM56 112V113H57ZM98 114H94V115H100V112L97 111ZM105 112V110H104ZM150 112V111H149ZM152 112V111H151ZM171 112V111H169ZM209 112V111H208ZM232 112V111H229V113ZM235 112H232V114H235ZM243 112V113H244ZM20 113V111H19ZM31 116H33L31 113H33V110L32 112L30 111L29 112V109H28V112L26 115L27 118L29 119V114ZM42 113V112H41ZM65 113V112H64ZM83 111L79 112V117L76 118L75 120V124L73 122V126L74 127V130H73V133L75 135H71L72 133L69 132V136L68 134L66 135V133L68 132H64L63 130H61V134H64L66 135V137L64 135H60L59 137H56L57 138V141H56V144H54L55 146L53 147L54 149L51 150L54 151V156H52V154H46L42 151H40V149H35L33 151L30 152V154L26 155L28 156L26 159L24 158V160H21L19 163H14V161L16 162L20 155L22 156V154L24 155L25 151L29 150L31 148V145L33 147V144L36 143V141H38V135H39V132L36 131V129L34 131L36 132H32V129L34 128H31L29 131H30V134L27 132V128L25 129L24 128V125L22 123H19L21 124L20 127H23L24 129L22 130H19L20 128H17V129H11V126L9 125L10 129L9 128L7 130V133H1L0 132V179L1 178H6L7 176H9V183H7L5 185V191H4V196L5 198H2L0 196V206H2L1 204H3L2 202L6 201L8 198L9 200H12L14 199V201H17V202H20V203H23V208L25 210H28V211H32L33 208H34V204L32 203V199L29 198V194H30V187L27 183V179H32V180H37L39 178L42 177V173L44 170H46V168H48L49 170V167L48 166H51V165H54L56 168V172H55V175H57L58 173H67L69 175V173H73V172H76L75 175H79L81 174L82 172V176L84 178L87 177L88 174H93L95 175V179H99V175H104L106 173L109 174V172L111 173H115L114 176L117 174V176L119 175V178L116 177L118 180H114V181H118L116 184L112 182V180L110 181L111 183H109V193L108 195H104V194H101V195H90L87 197V200L84 201V197L82 196L81 193H79V187L77 188L78 190V193L76 194H70V193H63L62 191H59L57 188H54L52 187L51 185H49V187L45 190L46 192V195L47 196H50L52 198V202L51 204H49V207L50 208H54V207H59V206H62V207H69L72 203L76 204L77 206V210H80V211H84V209L88 210V211H93V210H97V209H104V208H108L109 211H110V249H109V255L104 259V261H106V264H258V262L260 261V258L262 257L261 254L264 253V249H262V247L260 246V241H259V234L258 233H252L249 231V229L246 227V224L244 222L248 221V220H253L255 218H257V216L259 218H261L262 214H264V143L260 144L259 143V138L257 137V133L256 132V129H254L253 131H251V129H253L251 127V129L247 128L244 129V131H240L242 129L239 128V126L235 125L236 127L235 128H239L240 130L239 131H230V130H224L223 133L219 134L220 138L225 142L224 144H219L217 143V139L214 138L213 136V140L215 141V143H217L215 146L211 145L210 146H213L211 148H208V149H204V148H199L196 150L195 154L196 156L194 155H191V156H194L193 159H191V157H189V154L191 153H188L187 151L181 149L180 147H183V146H180L177 148L179 149H173L170 153L168 151V153H166L164 151L163 148H161V146L157 143L158 141H156V139H158V137L160 138L161 137V134H165L166 135V130L168 129V131L170 130V127L169 125H167L165 128L166 130L164 129V126L162 128V125L160 123V121L162 120L163 117H166V114H163V112H158L161 116L163 115V117H161V120H157L159 121L158 124L161 125L159 126L160 127V130H162V132H160L159 130V134L157 133V131L155 133V135H153L152 133H148L145 134L144 132V129H142L140 131V133L142 134V137H143V133H144V137L143 138H140V143H142V140L149 136V134L153 135V138L155 139V141L153 140V138H151L150 136V140H151V143H147V144H144L146 147V149L148 148L150 151V155L149 154H146V156L148 155V157L146 156H142L143 153H142V150L140 149V145H143V143H145V141L143 140V143L140 144V143H136V142H139L138 140L136 142H133L135 139H133V137L129 136L130 138H132V142L131 143L128 139H127V136H128V132L130 133V130H128L127 132H125L124 136L123 134H121V129L118 127H116V129H118L116 131V129H112L111 126L113 127V124L110 123V125L106 122V119H110L108 118L109 115L107 116H103V118L105 117L106 119L104 120V122L106 123H103L102 122V125L101 126H94L93 129L95 128H101V132L103 133L104 131V127H106L108 130H105L106 134L104 135V141L101 142L103 143L104 145V148H103V145L101 146L104 151L106 152L107 150L110 151V149H114V151L116 152H112V153H115L114 155L111 154V156H108L107 158L104 156V159H107L103 162L102 158L101 157L102 155L100 154V152L97 151V147L94 146V142L93 140L95 139L94 135L89 133V129H87L88 133L84 131V133L82 132L81 134V131H82V128L81 126L77 125V122L79 121L80 118H82V116H85L83 115ZM89 114V111L86 112L85 114ZM106 113V112H105ZM108 113V112H107ZM139 118L140 116V112L138 113V111L136 112ZM153 113H154V110H153ZM153 116H158V114H153ZM165 113V112H164ZM173 113V111H172ZM179 113V112H178ZM199 113V112H198ZM204 113V112H202ZM242 113V114H243ZM244 113V117L247 115L249 116L247 113L245 115ZM249 113L252 114L249 110ZM15 114V113H14ZM22 114V113H21ZM68 114V113H67ZM103 114V113H102ZM147 114V113H146ZM175 115H177V113H174ZM227 114V112H226ZM241 114V112L239 113V115ZM254 114V113H253ZM252 114V115H253ZM19 115V114H17ZM25 115V116H26ZM54 115V114H52ZM90 115H87L86 117L89 116V119L91 118ZM136 115V114H135ZM150 115V114H149ZM179 115V114H178ZM190 115L191 117H193V119L195 120V122H197L198 125L195 126V129L196 131H199L198 134H204V137L205 139L207 138V136H211L210 134H208L205 130V128H210V122L213 121V120H209L207 118V116H203L201 114H193V112L191 113L190 111ZM212 115V113H211ZM214 115V114H213ZM220 115V114H219ZM229 114H227L228 116ZM237 115V114H236ZM10 116H11V113H10ZM9 116V117H10ZM14 116V115H13ZM16 116V115H15ZM14 116V117H15ZM41 115V117H43ZM70 116V115H69ZM218 116V115H217ZM230 116V115H229ZM234 116V115H233ZM232 116V117H233ZM256 116V115H255ZM259 116V115H258ZM258 116H256L257 118H259ZM19 116H16L15 118H17ZM39 116L37 115L35 118L38 120ZM45 117V116H44ZM49 117V116H48ZM51 117V116H50ZM55 117V116H54ZM85 117V118H86ZM135 117V118H136ZM150 118L152 116H149ZM159 116L157 118H160ZM170 117V116H169ZM169 117L167 116V121L169 120ZM176 118H178L179 116H175ZM181 117V116H180ZM179 117V118H180ZM250 117V116H249ZM264 117V116H262ZM2 117H0V122H2V125H7V122L4 123V121H7V120H10V119H6L4 120L5 118H7V115L6 117H3V121L1 120ZM25 118V117H24ZM31 118V117H30ZM34 118V119H35ZM93 118V116H92ZM97 118V117H96ZM102 118V119H103ZM142 118V110H141V117L140 119ZM146 118V117H145ZM154 118V117H152ZM171 118H174V117H171ZM178 118V119H179ZM225 118V117H224ZM236 120L239 118L237 116H235ZM241 118V116H240ZM239 118V119H240ZM248 118V117H246ZM252 117H250L251 119ZM20 119V118H19ZM40 119V118H39ZM44 119V118H42ZM72 119V118H71ZM83 119L82 118V122H83ZM88 119V118H86ZM133 119V117H132ZM130 119V120H132ZM137 119V118H136ZM147 119V118H146ZM178 119H174L175 120V124L177 126V123L179 122ZM255 119V118H254ZM261 119V118H260ZM15 120V119H14ZM26 120V119H25ZM25 120H24V124L25 123ZM150 120V119H149ZM164 120V119H163ZM179 120H182L179 119ZM216 120V119H215ZM231 120V119H230ZM243 120V119H242ZM27 123L31 120H26ZM42 121V120H41ZM53 121V120H52ZM56 121V120H55ZM66 121V120H65ZM87 122V120H85ZM90 121H92L90 119ZM94 121V119H93ZM100 122V120H98ZM103 121V120H102ZM138 122L139 120H135V122ZM153 122V125L154 124H157L155 123L156 122V118L155 120L152 119ZM225 121V120H224ZM238 121V120H237ZM248 121V120H247ZM253 121V120H252ZM33 122V121H32ZM45 122V121H43ZM50 122V121H49ZM85 122V123H86ZM96 120H95V123L96 124ZM134 122V121H133ZM133 122H131L132 124H134ZM143 122V121H142ZM147 122V121H146ZM146 122H144L146 124ZM214 122V121H213ZM212 122V123H213ZM217 121H215L214 123L216 124ZM241 122V120H240ZM248 122H251V121H248ZM256 122V121H255ZM261 122V120H260ZM4 123V124H3ZM61 123V122H60ZM164 124H166L165 120L163 122ZM172 124L173 123V119H171V122H168V124ZM180 123V122H179ZM189 123V122H188ZM221 122H219L220 124ZM231 123V122H230ZM10 124V123H8ZM30 124V122H29ZM37 124V123H36ZM49 124V123H48ZM78 124H80L78 122ZM89 124V123H87ZM98 124V123H97ZM100 124V123H99ZM105 124V125H104ZM140 124V123H139ZM138 124V125H139ZM149 123H147L148 125ZM182 124V123H181ZM245 124H246V120H245ZM1 125V123H0ZM1 125V126H2ZM23 125V126H22ZM32 125V124H30ZM43 125V124H42ZM84 125V124H83ZM82 125V126H83ZM86 125V124H85ZM91 125H93L91 123ZM137 125V126H138ZM146 125V127H147ZM172 128H171V131H167L168 136H170L169 134L172 135L171 132L175 133L177 136V130L176 132H174L175 130L173 129L174 128V124H172ZM229 125V124H228ZM27 126V125H26ZM25 126V127H26ZM35 126V120L33 122V125L32 126H29L30 127H33ZM70 126V125H69ZM70 126V127H71ZM88 127L90 125H87ZM87 126H84L87 128ZM145 126V125H144ZM181 126V125H180ZM185 126V125H184ZM232 123H231V125ZM13 127V126H12ZM16 126H14L15 128ZM40 127V125H39ZM42 127V126H41ZM67 127V126H66ZM69 127V130H71ZM93 127V126H92ZM103 127V128H102ZM134 127L137 129V127L134 125ZM145 127V130L147 129ZM152 127V126H151ZM153 127H157L156 126H153ZM158 128H151L153 129V131L155 129H159ZM246 127V125H245ZM1 130H5L3 129V127H0ZM28 128V129H29ZM38 128V127H37ZM91 128V126H90ZM144 128V127H143ZM149 128H150V124H149ZM179 128V127H177ZM186 128V127H185ZM190 128V126H189ZM234 128V130H235ZM237 128V129H238ZM256 128V127H255ZM261 128V127H260ZM41 129V128H39ZM43 129V128H42ZM68 129V128H67ZM103 129V130H102ZM110 129V130H109ZM131 129V128H130ZM135 129V130H136ZM176 129V128H175ZM224 129V127H223ZM230 129V127H229ZM23 130L25 132H23ZM86 130V129H85ZM92 130V129H91ZM140 130V128H139ZM193 130V129H192ZM193 130V131H194ZM260 130V129H259ZM262 130V129H261ZM6 131V130H5ZM67 131V130H66ZM72 131V130H71ZM95 131V130H94ZM107 131L110 133L109 136L107 135ZM123 131V130H122ZM143 131V132H142ZM179 131V130H178ZM182 131V129L180 130ZM222 131V129H221ZM27 132V133H26ZM91 132V131H90ZM93 132V130H92ZM119 132V133H118ZM132 132V130H131ZM183 132V131H182ZM58 133V132H57ZM98 133H100L98 131ZM112 133H114L115 136H123V138L126 137V140L124 139V141L122 140V143L124 144H120V140L119 137L115 138V136H113V139H111L112 137ZM123 133V132H122ZM134 134V132H132ZM138 133V132H136ZM137 134V136L140 135L141 137V134ZM261 133V132H260ZM259 133V134H260ZM43 134V133H42ZM97 136V132L95 133ZM120 134V135H118ZM127 134V135H126ZM180 134V132H179ZM200 134V135H201ZM205 134H208V135H205ZM218 134V133H217ZM85 135V137L83 138V136ZM95 135V136H96ZM135 135V134H134ZM146 135V136H145ZM174 135V134H173ZM184 135V134H183ZM262 135V133H261ZM41 136V135H40ZM58 136V134H57ZM68 136V137H67ZM103 136V135H101ZM99 135V138L101 137ZM110 137L111 140L107 141L109 142V145H107V147L109 148L110 146V141H113L114 138H115V142L117 141L120 142L119 144L120 145H123L124 148L128 149L130 152H134L136 151V154H140L137 156L136 158V154L134 153L135 155V158L137 160H135V163H131L129 160H128V157L126 155L129 154V152H123L125 150H123V147L122 146H119V148L117 147L116 149L114 148V145L112 146V148L110 147L109 149L106 147L107 150H105V144H107V142H105V140H107V138L105 137ZM134 137V138H138V137ZM164 136V135H163ZM175 136V135H174ZM180 136V135H179ZM193 136V135H192ZM198 136V135H196ZM55 137V136H54ZM166 136L164 137H161L162 139L164 138H167ZM173 136L171 137H168V141L169 139L171 138L172 139ZM187 137V136H186ZM185 137V138H186ZM191 137V136H190ZM122 138V139H123ZM174 138V137H173ZM179 138V137H178ZM177 138V139H178ZM184 138H179V141L180 140H183V144L184 142H186V139ZM195 138V137H194ZM199 137H197L198 139ZM202 138V135L201 137ZM51 139V138H50ZM102 139V138H101ZM117 139V140H116ZM139 139V138H138ZM142 139V140H141ZM170 139V140H171ZM175 139V138H174ZM172 139V140H174ZM176 139V140H177ZM189 139V138H188ZM262 139V138H261ZM56 140V139H55ZM54 140V141H55ZM100 140V139H99ZM148 140V139H147ZM153 140V141H152ZM174 140V141H176ZM191 140V139H189ZM259 140V141H258ZM19 141H24L23 145L21 146V144L19 145ZM49 141H52L49 140ZM95 141V140H94ZM149 141V140H148ZM147 141V142H148ZM160 141V144H163L165 142L166 144V141L164 140H161L159 139ZM163 141V142H162ZM172 141V142H174ZM199 141V140H198ZM202 141L203 145H204V142H203V139L200 140ZM212 140L209 138V142H211ZM213 141V142H214ZM150 142V141H149ZM162 142V143H161ZM181 142V143H182ZM188 142V141H187ZM208 142V144H209ZM263 142V141H262ZM138 144V146H135L136 144ZM157 143V144H155ZM180 143V142H179ZM193 143V142H192ZM53 144V143H52ZM96 144V143H95ZM101 144V143H99ZM114 144V142H113ZM116 144V143H115ZM130 144V145H129ZM140 144V145H139ZM148 144L150 146H148ZM191 144V143H189ZM188 144V146H189ZM200 144V142H199ZM19 145V146H17ZM35 145V144H34ZM44 145V144H43ZM46 145V144H45ZM98 145V144H97ZM132 145V146H131ZM187 145V144H186ZM197 145V144H196ZM202 145V144H201ZM53 146V145H52ZM135 146V147H134ZM164 146V145H163ZM192 146V144H191ZM208 146V147H210ZM35 147V146H34ZM33 147V148H34ZM50 147V146H49ZM100 147V146H99ZM136 147H138L139 149H137ZM142 149H144V146H141ZM168 147V146H167ZM175 147V146H174ZM185 147V145H184ZM183 147V148H184ZM203 147H206V146H203ZM44 148V147H43ZM120 149V150H118ZM145 149V150H146ZM181 149V150H180ZM101 150V149H100ZM139 150V151H137ZM143 150V151H145ZM191 150V149H190ZM48 151H50V149H48ZM47 151V152H48ZM108 151V152H109ZM113 151V150H112ZM6 153L4 155H2V153ZM50 152V153H51ZM107 152V153H108ZM53 153V152H52ZM105 154V153H104ZM125 154V155H124ZM133 154V153H132ZM193 154V152L191 153ZM17 155H19V157L17 158ZM51 155V156H50ZM109 155V154H108ZM24 157V156H23ZM127 157V158H126ZM134 159V158H133ZM14 163V164H13ZM11 167V170L10 172L7 174V175H4L7 171V169H9ZM17 168V169H16ZM54 168V167H53ZM52 169V167H51ZM113 171H112V170ZM47 170V171H48ZM52 171V170H50ZM48 173V172H47ZM45 172V174H47ZM50 173H53V172H50ZM98 176H97V174ZM58 174V175H59ZM107 174V175H108ZM49 174H47L46 176H48ZM53 175V174H52ZM51 176V178H54V177H57V176ZM72 175V174H70ZM112 175V174H111ZM45 176V175H44ZM49 176V177H50ZM110 176V175H108ZM89 177V175H88ZM98 177V178H97ZM112 177V176H111ZM90 178L91 175H90ZM89 178V179H90ZM87 179V178H86ZM111 179V178H110ZM111 185V186H110ZM63 188L67 189L69 188L70 186L68 185H64L62 186ZM50 190V191H49ZM49 191V192H48ZM86 198V197H85ZM27 208V209H26ZM83 209V210H82ZM76 210V209H74ZM85 210V211H86ZM236 212L238 215L236 216L235 215V218H234V222L236 223V221L238 222L236 224V226H231V227H226L225 225H216V226H208V225H200L198 224L199 223V218H193V216H195V214L197 213H200L202 214L201 217L202 218H206L210 221L216 219L214 217H212L211 215L212 214H220V213H224V212ZM84 213H87V212H83ZM182 213H188V214H192V215H186L187 218H189L192 222L195 221V223L193 225H191L190 227H182V228H179L177 226V221L180 220V219H183L180 217V214ZM205 214V216H203ZM197 216V215H196ZM214 216V215H213ZM180 217V218H179ZM230 219H233V218H230ZM240 259V260H239Z\"/></svg>",
	"mask_w": 264,
	"mask_h": 264
}]
</instances>
